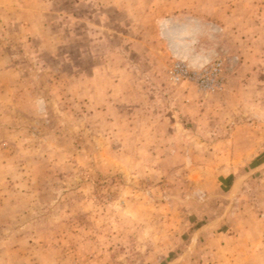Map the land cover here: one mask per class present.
<instances>
[{"label":"rangeland","instance_id":"1","mask_svg":"<svg viewBox=\"0 0 264 264\" xmlns=\"http://www.w3.org/2000/svg\"><path fill=\"white\" fill-rule=\"evenodd\" d=\"M0 264H264V0H0Z\"/></svg>","mask_w":264,"mask_h":264},{"label":"built area","instance_id":"2","mask_svg":"<svg viewBox=\"0 0 264 264\" xmlns=\"http://www.w3.org/2000/svg\"><path fill=\"white\" fill-rule=\"evenodd\" d=\"M169 75L176 84L191 83L202 92L213 93L224 85V61L215 59L193 66L178 60L170 68Z\"/></svg>","mask_w":264,"mask_h":264}]
</instances>
